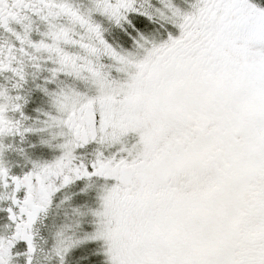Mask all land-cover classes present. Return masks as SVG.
<instances>
[{
    "label": "snow or ice",
    "instance_id": "snow-or-ice-1",
    "mask_svg": "<svg viewBox=\"0 0 264 264\" xmlns=\"http://www.w3.org/2000/svg\"><path fill=\"white\" fill-rule=\"evenodd\" d=\"M0 264H264V0H0Z\"/></svg>",
    "mask_w": 264,
    "mask_h": 264
}]
</instances>
